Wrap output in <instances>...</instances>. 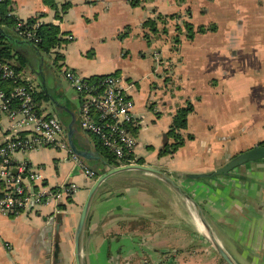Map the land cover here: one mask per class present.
<instances>
[{
    "label": "crops",
    "instance_id": "crops-1",
    "mask_svg": "<svg viewBox=\"0 0 264 264\" xmlns=\"http://www.w3.org/2000/svg\"><path fill=\"white\" fill-rule=\"evenodd\" d=\"M6 1L18 19L58 26L63 40L57 67L87 77H123L138 119L136 159L166 173L191 198L149 171L127 168L109 175L88 207L81 264H163L166 257L172 264H227L208 231L235 264H264V158L228 174L187 176L213 171L264 142V0H141L135 6L130 0H52L55 6L50 0ZM158 15L174 17L157 20L160 31L148 44L143 23ZM184 22L192 25L191 38ZM201 26L213 28L198 31ZM15 51L35 64L30 75L46 96L39 106L61 120L67 141L74 123L72 140L84 153L78 156L95 177L75 171L63 149L14 154L40 166L47 187L75 189L70 201L50 200L17 215L0 212V264H75L74 236L87 192L115 165L80 128L76 94L52 55L17 46ZM187 103L193 109L181 133L192 138L160 156L174 113Z\"/></svg>",
    "mask_w": 264,
    "mask_h": 264
},
{
    "label": "built area",
    "instance_id": "built-area-1",
    "mask_svg": "<svg viewBox=\"0 0 264 264\" xmlns=\"http://www.w3.org/2000/svg\"><path fill=\"white\" fill-rule=\"evenodd\" d=\"M5 1L0 0V4ZM8 14L15 16L12 11ZM16 19V33L37 44L35 29L39 23L27 25L26 20ZM58 49L56 46L51 52L54 54ZM60 72L76 94L81 129L94 136L118 165L137 163L134 130L138 119L123 77L116 73L87 77L65 66ZM29 79L24 71H16L11 63L0 60V212L6 215H17L50 200L61 201L75 189L69 184L54 189L47 187L41 167H34L25 159L17 161L16 153L45 147L63 149L87 178L95 177L94 171L70 148L61 120L36 104V89ZM3 83L9 88L5 89ZM164 259L163 264H172L169 257ZM141 264L159 263L145 259Z\"/></svg>",
    "mask_w": 264,
    "mask_h": 264
},
{
    "label": "trees",
    "instance_id": "trees-1",
    "mask_svg": "<svg viewBox=\"0 0 264 264\" xmlns=\"http://www.w3.org/2000/svg\"><path fill=\"white\" fill-rule=\"evenodd\" d=\"M141 0H130L132 6L138 5ZM6 2L0 4V60L7 61L11 63L16 71H20L25 69L24 66L28 67V60L26 57L24 58L22 54H19L15 51V46L18 43H26L32 45L34 50L38 52L39 56L44 55H52V49L56 46L60 45V42L63 40L61 37V33L57 25L52 23H39L37 28L35 29L36 36L39 38V42L34 44L30 41H27L20 37L16 31L15 26L17 23L16 17L13 15H9V10L7 9ZM51 6H55L52 0L49 1ZM69 5L68 2L61 4L62 10H64ZM174 17V15H158L155 18H148L143 23V37L147 41L148 44L152 42V40L158 35L160 29L157 25V20L165 22L166 18ZM35 18H30L26 20L27 25L35 23ZM186 30V36L191 38L194 34L192 25L188 22H184L183 24ZM210 26L205 28L203 26L198 27V31H204L206 29H212ZM180 27L177 26L176 30L179 31ZM162 32H165V29H161ZM127 32L123 35H120L122 38L125 36ZM178 34L173 37V42L179 41ZM61 58L57 52L53 54V64L57 66V61ZM15 61V62H14ZM103 75H97L94 77H102ZM6 83H3L5 85ZM42 99H46V96L43 91H35L34 100L36 104L39 106V103ZM193 107L191 103H187L184 106L179 107L172 117L171 124L169 126L168 131L166 132L165 138L166 141L163 147L159 151V155H171L173 154L180 146H182L186 139H191L192 135L187 134L183 135L181 131L186 128L187 125V116L192 111ZM170 140V141H169ZM98 141V140H97ZM263 143V142H262ZM98 144L102 148V153L104 158L106 159L108 164L116 165L114 157L108 152L106 148L102 146V144L98 141ZM136 162L139 163V160L136 159ZM54 189V188H53ZM71 199L68 197L67 201ZM59 208H63L64 204L59 203Z\"/></svg>",
    "mask_w": 264,
    "mask_h": 264
},
{
    "label": "water",
    "instance_id": "water-1",
    "mask_svg": "<svg viewBox=\"0 0 264 264\" xmlns=\"http://www.w3.org/2000/svg\"><path fill=\"white\" fill-rule=\"evenodd\" d=\"M35 51V50H34ZM36 55H39L38 52H36ZM28 59V57H26ZM78 114V113H77ZM78 118V115H77ZM74 123L71 122L68 125V144L70 146V148L72 149V151H74L76 154L79 155H84V153L82 151H80L74 144L73 140H72V131L74 128ZM64 126V125H63ZM80 126V125H79ZM81 128V127H80ZM260 158H264V142L263 143H258L244 151H241L240 153L234 155L233 157H231L228 161H226L222 166L218 167L217 169L210 171L208 173H189L187 174L188 177L191 178H200V177H213L216 175H223V174H228L229 172H231L234 168H236L239 165H242L248 161H253V160H257ZM127 168H134V169H140V170H145V171H149L152 173H155L157 175H159L163 180H165L166 182H168L174 189H176L181 195H183L184 197L191 199L189 197V195L182 190L181 187H179L177 185V183L171 178L169 177L166 173H164L163 171L150 167L148 165H144V164H139V163H135V164H128V165H118L116 164L115 166H110L109 169H107L105 172H103L102 174H100L92 183V185L90 186L86 198L84 200V203L82 205L81 211H80V215H79V219H78V223H77V227L75 230V236H74V257H75V264H81V259H80V238L82 235V231L84 228V224L86 221V216H87V211H88V207L90 204V201L96 191V189L98 188L99 184L109 175L118 172L120 170L123 169H127ZM74 170L75 171H79V167L77 165L74 166ZM202 220L203 217H202ZM205 223V221H204ZM207 226V225H206ZM209 236L215 246V248L217 249V251L220 253V255L223 257V259L227 262V264H235L232 259L228 256V254L225 252V250L221 247L220 243L217 241V239L214 237V235L208 231ZM57 247V245H56Z\"/></svg>",
    "mask_w": 264,
    "mask_h": 264
},
{
    "label": "rangeland",
    "instance_id": "rangeland-1",
    "mask_svg": "<svg viewBox=\"0 0 264 264\" xmlns=\"http://www.w3.org/2000/svg\"><path fill=\"white\" fill-rule=\"evenodd\" d=\"M17 47L18 48H24V49H26L27 51V53H29V52H31V51H33L34 50V47L32 46V45H29V44H26V43H18L17 44ZM48 55H44V57H46L47 59H49L50 57H47ZM15 62V61H14ZM51 62L53 63V60H51ZM30 66V67H29ZM34 66L35 67V64L33 65V63L32 64H30V65H28V67H29V69H26V71H25V75L27 76V77H29L30 79H29V81H30V83L32 84V86L37 90V91H39L40 89H39V85L36 83V78L37 77H35V78H33L30 74H32L31 73V71H32V67ZM27 67V68H28ZM57 67V66H56ZM58 68V70L60 69L61 70V67H57ZM33 73H35L34 71H33ZM59 73H61L60 71H59ZM62 75V74H61ZM261 159V158H260ZM251 163H254V162H251V161H248V162H246V163H244L245 165H250ZM259 163H261V164H264V161H260ZM255 164V163H254ZM230 173V172H229Z\"/></svg>",
    "mask_w": 264,
    "mask_h": 264
}]
</instances>
